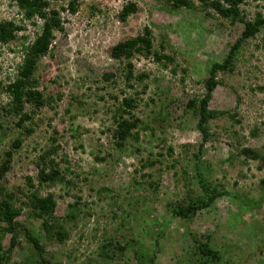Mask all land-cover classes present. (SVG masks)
<instances>
[{"label": "rangeland", "instance_id": "374dc122", "mask_svg": "<svg viewBox=\"0 0 264 264\" xmlns=\"http://www.w3.org/2000/svg\"><path fill=\"white\" fill-rule=\"evenodd\" d=\"M46 1V11L60 10L62 29L54 32L34 73L33 86L45 103L38 109L25 105L30 119L23 125L29 134L14 127L12 118H0V163L5 152L12 153L1 180L5 189L52 195L53 216L68 233L62 244L41 241L45 251L66 264H138L136 255H148L160 233L154 263L185 264L186 256L182 262L177 257L192 247V238L210 235L219 264H264V30L241 44L231 71L216 74L207 103L216 114L207 122L198 166L205 181L226 194L180 220L168 212L199 193L193 155L202 142L186 102L202 97L209 66L223 60L242 24L219 18L198 0H186L189 7L176 10L172 0H77L74 13L68 10L71 0ZM128 6L134 12L122 21L120 13ZM256 14L264 15V0H244L239 6L245 21ZM2 20L20 27L13 41L0 44L5 85L15 77L20 47L38 31L21 17L15 0H0ZM143 28L150 30L153 56L160 61L152 55L134 54L128 62L110 58L108 49L141 35ZM104 73L109 79H102ZM123 97L133 99L130 113L139 123L117 148L111 129ZM7 103L0 93V107ZM15 139L21 140L17 149L12 148ZM241 148L263 161L241 156ZM44 152L63 182L37 185L38 157ZM17 221L38 225L24 216ZM107 236L123 252L112 248L108 257H100L98 248ZM9 237L5 234L1 242L9 254L5 264H25V242L20 240L22 250H9Z\"/></svg>", "mask_w": 264, "mask_h": 264}, {"label": "trees", "instance_id": "16d2710c", "mask_svg": "<svg viewBox=\"0 0 264 264\" xmlns=\"http://www.w3.org/2000/svg\"><path fill=\"white\" fill-rule=\"evenodd\" d=\"M71 0L68 3V10L71 13L75 12L74 2ZM202 7H209L219 18L234 22L238 20L242 24V30L238 38L233 42L228 49L226 55L220 63H212L208 69V77L203 81L204 94L199 100H187L186 108L193 111L196 117L195 128L200 133L202 142L198 145L197 152L193 155V171L195 175L196 185L199 193L194 196H189L187 199L175 204L170 208L168 214L171 217L180 220L191 219L197 211L205 209L211 205L215 197L225 195L216 187H212L203 178L200 172L198 162L199 155L202 150L203 142L207 135V122L216 114L214 111L207 109V103L211 97V93L216 87V74L218 72L231 71L233 59L240 48L241 44L253 37L260 30H264V15L256 14L252 21H245L242 17L239 18V6L244 0H198ZM46 0H15L21 17L31 22L33 26L37 27V33L30 44L22 45L20 47L22 57L16 66L15 77L12 82L2 84L0 81V93L5 94L8 98L6 108L0 107V118L7 116L12 118L14 127L20 131H25V134L31 132L30 129H25L24 123L30 119L29 113L24 111L25 105L38 109L44 105L42 95L35 89L34 73L37 67L39 58L45 55L50 50V43L53 40L54 32L61 31V22L59 13L56 10L47 9ZM180 7H189L186 0H172L171 8L176 10ZM131 11L130 7H124V11L120 14V19L123 21L128 13ZM123 16V18H122ZM39 22V24H36ZM20 27L12 24L11 21H0V44H5L8 41H13L15 35L13 32L19 30ZM150 30L143 28L141 35L135 37L123 38L108 49V55L111 59L120 62L122 60L131 59L132 56L137 55L143 58H148L152 55L153 61H160V56H153ZM264 49V40L262 42ZM160 57V58H159ZM163 58V57H162ZM127 64L126 79H132L131 65ZM136 78V77H135ZM140 75L137 79H140ZM102 79H109V75L102 74ZM116 101V99H114ZM116 118H113V129H111L112 139L117 148H121L124 141L133 135L137 128L139 120L131 116L130 110L134 108L133 99L130 97H123L120 99ZM126 115L127 117L124 118ZM1 130V123H0ZM252 134H254L252 132ZM21 143L20 139H15L12 145L13 149H17ZM239 154L245 158L252 160H262L260 155H257L250 148L239 149ZM48 152H44L38 157L40 161L39 168L36 173V182L39 186L44 182L54 183L63 182V175L56 170V165L51 159H47ZM12 153L10 151L4 153V159L0 163V264H5L8 260L9 254L7 249L3 250L1 242L5 234H9V250L17 247L22 250L20 240H23L26 245L28 257L25 264H66L61 259H56L51 253L45 251L44 241L48 244H62L68 236L62 224L57 222L56 217L53 216L55 210V203L50 194L38 195L36 190L24 192L22 188L7 191L4 186V175L10 168V161ZM52 164V165H51ZM49 168L46 170V166ZM26 185L32 188L31 180L27 178ZM24 216L26 220L30 219L36 221L38 225L34 226L32 223L27 225L23 222H18L17 218ZM159 236H155L153 248L148 255H136L138 264H155V257L159 253ZM192 247L185 251L184 255L177 257L182 262L185 258V264H219L221 255L218 251L209 247L210 235H197L192 238ZM123 252V248L111 236L104 238V242L99 246V256L108 257L106 253L114 249ZM108 249V251H107ZM110 249V250H109ZM183 254V253H182ZM186 254V255H185ZM145 258V260L143 259ZM28 261V263H27ZM12 264H16L13 262Z\"/></svg>", "mask_w": 264, "mask_h": 264}, {"label": "clouds", "instance_id": "9594fccd", "mask_svg": "<svg viewBox=\"0 0 264 264\" xmlns=\"http://www.w3.org/2000/svg\"><path fill=\"white\" fill-rule=\"evenodd\" d=\"M58 12H60V10H58ZM2 21H4V20H2Z\"/></svg>", "mask_w": 264, "mask_h": 264}]
</instances>
